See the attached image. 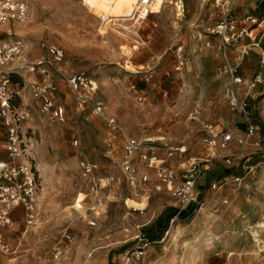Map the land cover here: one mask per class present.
Instances as JSON below:
<instances>
[{
	"label": "rangeland",
	"instance_id": "obj_1",
	"mask_svg": "<svg viewBox=\"0 0 264 264\" xmlns=\"http://www.w3.org/2000/svg\"><path fill=\"white\" fill-rule=\"evenodd\" d=\"M28 1L24 24L6 40H21L20 61L45 55L49 45L63 49L62 74L53 72L52 78L64 119L42 115L24 89L21 107L28 114L21 129L30 140L27 149L38 180L36 219L26 225L22 209L13 211L12 225L3 230L10 251L0 250V264H264V130L257 128L242 148L235 140L226 148L203 141L204 124L225 122L218 127L229 128L236 119L223 95L224 77L206 67L215 52L206 45L214 43L207 27L220 16L214 2L165 0L161 12L141 21L124 26L113 20L100 29L99 15L82 0ZM9 25L16 28L14 22ZM18 71L14 81L24 86L40 78ZM76 71L96 79L95 98L128 134L143 143L184 145L183 159H171L184 161V167L187 158L201 161L204 170L190 214L168 219L164 227L156 218L162 210L169 218L175 199L165 191L152 192L147 202L133 195L119 170L120 134L91 115L90 106L80 111L66 84L65 75ZM245 72L249 79L263 76L250 65ZM263 98L260 88L246 102L264 115ZM80 160L97 165L102 183L97 192H90ZM245 163L252 167L249 173ZM236 175L239 181H233ZM109 176L113 180L105 185ZM160 227L146 241L143 233ZM139 249L143 255L136 258Z\"/></svg>",
	"mask_w": 264,
	"mask_h": 264
},
{
	"label": "built area",
	"instance_id": "obj_2",
	"mask_svg": "<svg viewBox=\"0 0 264 264\" xmlns=\"http://www.w3.org/2000/svg\"><path fill=\"white\" fill-rule=\"evenodd\" d=\"M155 2L156 0H136L125 17L141 21L151 13V6ZM214 2L220 8L221 15L216 23L207 27V34L217 37L218 41L215 44L207 41L206 45L215 49L216 54L223 61L222 69L218 74L225 79L223 95L234 111L236 119L229 128L204 124L203 129L206 135L203 141L213 147L226 148L235 140L242 148L252 142L257 130L251 122V111L246 97L263 80L261 75L257 74L252 80L246 81L238 72V64L249 49L246 46L238 47L237 45L241 40L251 36L252 25L259 26L261 20L253 15L238 17L232 10L234 0H214ZM28 8V0H0V123L4 130V154H0V250L3 252L10 251L3 230L12 225L13 211L18 208L22 209L26 225L33 224L36 219L39 186L36 169L27 149L30 140L26 138V134L24 135L21 129L28 114L26 109L21 107L24 89L37 101L38 111L42 115L56 121L64 119L63 109L58 105L57 84L52 78L53 72L62 74L61 64L65 57L63 49L57 45H49L45 55H40L33 60L20 61L23 43L19 39L6 40L11 36L14 37L15 34L8 31L6 27L12 22L19 27L28 13ZM108 19V14H101L99 16L100 25L105 24ZM180 53L181 47L179 46L176 54L179 59L178 63L182 64L184 58L180 56ZM234 58L238 59L235 64L232 62ZM19 69H25L30 74H38L40 78L28 81L24 86V81L22 84L14 81L15 75L21 76ZM65 80L80 111L90 106L91 115L103 121L111 133L120 134L122 149L119 170L123 179L133 189V195L147 202L152 192H167L176 201L174 215L170 222L178 218L189 204L196 201V184L204 170L201 161L190 160L183 168L181 179L178 181V175L169 161L173 157H183L186 153L184 145L160 146L152 142L143 143L128 134L117 118L109 114L105 105L95 98L98 91L95 78L84 71H76L65 75ZM238 87H243L241 94L238 92ZM240 117L245 127L242 135L235 137ZM73 142L77 144V139L74 138ZM253 143L259 145V141ZM160 151L163 152V156L158 154ZM225 161L230 163L228 155ZM79 165L82 175L89 177L90 192H97L102 184L95 175L97 165L87 160H80ZM245 166L246 172L249 173L252 167L247 163ZM240 179L241 177L236 175L233 181ZM105 180V185L109 184L113 176ZM211 185L215 187L214 182ZM148 244L149 242H144V245ZM136 252V258L143 255L140 249Z\"/></svg>",
	"mask_w": 264,
	"mask_h": 264
},
{
	"label": "crops",
	"instance_id": "obj_3",
	"mask_svg": "<svg viewBox=\"0 0 264 264\" xmlns=\"http://www.w3.org/2000/svg\"><path fill=\"white\" fill-rule=\"evenodd\" d=\"M212 1L214 2V0H212ZM214 5H215V2H214ZM217 9H218L219 14L221 15L220 8L217 7ZM232 10L238 17H243L246 15H253V16H256L259 20H261V23L259 26L252 25L251 36L241 40L239 42V44L237 45L238 47L246 46L250 52V55L249 56L247 55L249 53L248 52L246 55L243 56L241 63L239 62L240 65L238 64V72L244 77V79L246 81H250L253 79V76L250 79L247 78L248 74H247V72H245L247 65H250L252 67V69H254V70L255 69L261 70L262 74H263V76H262L259 73L261 75L263 81L261 83H259L256 86V88L254 89V91L251 92L249 95L250 97L253 98V96L259 94L260 88L264 89V72H263V68H264V0H234V2L232 4ZM216 21H215V23H216ZM210 37L214 43H216L218 41L217 37H215L213 35H210ZM212 51H215V50L212 49ZM222 66H223V61H222L221 57L216 54V52H214V56H212L210 58V60H207V63H206L207 68L219 70V71H221ZM241 89H243V87H238V92H240L239 94H241ZM261 101H264V98ZM249 102H250V100H248V107L251 111V122L253 120V123L256 126V128H260V130L262 131V130H264V115H263L262 111H259L258 107H257V110L255 112L252 111ZM238 121H240V122L238 123V128L236 130L235 137L241 136L243 131H244V127H245L244 123H243V119L241 117L238 119ZM221 125L224 126L225 122L218 123L216 126L218 127ZM0 131L2 134V143L0 145V154L3 155L4 154V149H3L4 130H3L1 123H0ZM201 148L202 147H200V149ZM191 152H192V149L190 150L189 154ZM158 154L160 156H163L162 151L158 152ZM189 154L187 157H189ZM200 154H201V152H200ZM190 156L192 157L191 159H193L194 156H192V155H190ZM179 159H183V157L179 158ZM188 159L189 158H187V161L185 160V162H189L190 160H188ZM169 162H170L171 166L174 167L176 173L178 172V174H179L180 171L183 172V168L185 165V164H183L184 161H183V163H182V161L181 162H172L171 160ZM180 179H181L180 176H178L177 180L179 181ZM142 210H143V207H142ZM161 212H163V210Z\"/></svg>",
	"mask_w": 264,
	"mask_h": 264
},
{
	"label": "bare ground",
	"instance_id": "obj_4",
	"mask_svg": "<svg viewBox=\"0 0 264 264\" xmlns=\"http://www.w3.org/2000/svg\"><path fill=\"white\" fill-rule=\"evenodd\" d=\"M135 1L136 0H84L83 3L85 6L90 7L91 13H93L95 16L97 15L100 16L103 13L108 14L109 19L106 21L105 24L100 25L101 26L100 29H104L113 20L125 26V23L131 20L130 18H127L125 16L127 15V11L132 8L133 3ZM164 2L165 0H156V2L151 6L150 12L151 13L160 12L162 9V6L164 5ZM176 5H177L176 9L178 11H181V4L180 5L176 4ZM27 14L25 16L23 23L20 24L19 27L12 29L10 26H8L6 27L7 30L8 31L10 30L11 33H16L17 29L20 28L24 24ZM260 242H263V241H260Z\"/></svg>",
	"mask_w": 264,
	"mask_h": 264
},
{
	"label": "trees",
	"instance_id": "obj_5",
	"mask_svg": "<svg viewBox=\"0 0 264 264\" xmlns=\"http://www.w3.org/2000/svg\"><path fill=\"white\" fill-rule=\"evenodd\" d=\"M195 208V206H193V203L189 204L188 207L182 211L179 215V217H185L188 214H190L192 212V210ZM169 210H172L171 208ZM174 215V210L172 215L168 218V216H166L165 211H163L162 213H160V215L156 218V221L162 220L164 223V227L167 226L168 223V219L170 220L172 218V216ZM161 227L159 229L156 230V232H151L150 230H146L143 233V236L146 238V241H152V237H155L158 235V232L160 231Z\"/></svg>",
	"mask_w": 264,
	"mask_h": 264
}]
</instances>
